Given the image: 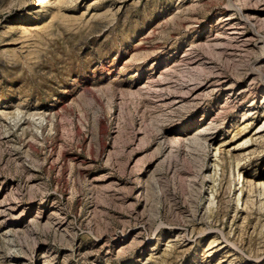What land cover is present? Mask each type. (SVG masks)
<instances>
[{
  "label": "rangeland",
  "instance_id": "374dc122",
  "mask_svg": "<svg viewBox=\"0 0 264 264\" xmlns=\"http://www.w3.org/2000/svg\"><path fill=\"white\" fill-rule=\"evenodd\" d=\"M230 2L264 10L0 0V264H264V43L223 51Z\"/></svg>",
  "mask_w": 264,
  "mask_h": 264
},
{
  "label": "bare ground",
  "instance_id": "6f19581e",
  "mask_svg": "<svg viewBox=\"0 0 264 264\" xmlns=\"http://www.w3.org/2000/svg\"><path fill=\"white\" fill-rule=\"evenodd\" d=\"M41 1H43V0H41ZM250 3H251V1H250ZM230 4L232 6L227 9L228 13H227V16L225 17V20H224V24H225L224 28H228L230 30H228L229 31L228 35H226V38H227L226 43L225 42L222 43L221 41L220 42L222 43L221 45L227 44V45H231V46L230 47L225 46L223 51H225L227 53H233L235 51H239L240 49H246V48H249L251 46H259L260 44H263L264 43V29H262L258 26L259 25L258 22L262 19L264 20V16H263L264 10L257 12L252 7H249V4H247L245 2H241V3L240 2H238V3L237 2L236 3L230 2ZM31 29H35V28L32 26ZM219 34L220 33H218L217 35L219 36ZM217 44H218V42H217ZM195 47H196V45L190 44V46L186 48V50H185L184 54L181 56V58H179L173 64V66H175V65L177 66V64L179 65V62L184 63L188 67H192V68L196 67L197 64H202V65L208 64L207 67H208V69H210V71L207 74L205 73V75H203L201 80L192 81L190 83L184 82V85L182 86V88L184 90H188V93L197 91L196 94H202V93L206 92L208 86L213 87L215 85L217 78L219 76H221V74L224 73V70L222 68H220L218 65H216L214 62L210 63V62H207L208 60L205 61L206 58L204 59L202 57V55L198 54L195 50ZM225 52H223V53H225ZM251 64H252V66H254L256 68L263 67L264 66V56H256V58H254L251 61ZM171 71H172V69H171ZM155 83H156V81H155ZM180 85H182V83ZM158 89H160V88L158 87ZM153 90H155V88H153ZM162 91H164V90L162 89ZM186 98H188V95L182 94L180 99H178L177 101L176 100L173 101V103L184 101ZM163 99L165 101L168 98L166 97ZM172 100H174V99H172ZM171 102H170V104H171ZM179 105H181V104H179ZM175 107H177V106H175ZM174 109H176V108H174ZM208 128H209V126H208ZM206 129H207V127H204L200 130V132H202V131L204 132V130H206ZM261 132H264V126L262 128H260L259 130H257L253 136H251L250 141L252 143L257 142L260 139L259 133H261ZM221 154H222V156H220L218 158V162L223 160L221 158L224 156V152H222ZM196 177L199 179H203L204 176L196 175ZM213 180H215L214 176H213ZM229 200L232 201L233 199H229ZM239 201H240V199H239ZM201 206H199V208H201ZM214 211L217 214H220L219 209H217V211L216 210H214ZM183 227H185V226H183Z\"/></svg>",
  "mask_w": 264,
  "mask_h": 264
}]
</instances>
